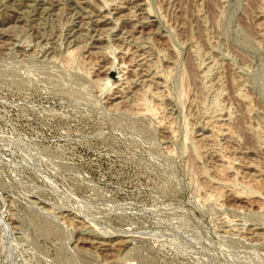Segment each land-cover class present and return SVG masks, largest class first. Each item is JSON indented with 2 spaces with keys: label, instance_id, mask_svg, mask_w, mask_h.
I'll list each match as a JSON object with an SVG mask.
<instances>
[{
  "label": "rangeland",
  "instance_id": "374dc122",
  "mask_svg": "<svg viewBox=\"0 0 264 264\" xmlns=\"http://www.w3.org/2000/svg\"><path fill=\"white\" fill-rule=\"evenodd\" d=\"M0 264H264V0H0Z\"/></svg>",
  "mask_w": 264,
  "mask_h": 264
},
{
  "label": "bare ground",
  "instance_id": "6f19581e",
  "mask_svg": "<svg viewBox=\"0 0 264 264\" xmlns=\"http://www.w3.org/2000/svg\"><path fill=\"white\" fill-rule=\"evenodd\" d=\"M107 74V73H106ZM106 76V75H105ZM107 77V76H106ZM149 235V234H148Z\"/></svg>",
  "mask_w": 264,
  "mask_h": 264
}]
</instances>
